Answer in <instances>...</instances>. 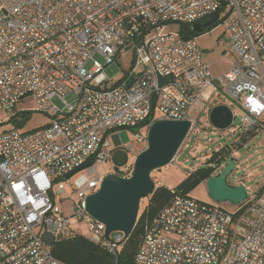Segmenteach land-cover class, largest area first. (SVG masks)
Listing matches in <instances>:
<instances>
[{"label":"built area","instance_id":"2783aa9c","mask_svg":"<svg viewBox=\"0 0 264 264\" xmlns=\"http://www.w3.org/2000/svg\"><path fill=\"white\" fill-rule=\"evenodd\" d=\"M222 1L229 7L224 57L230 66L215 75L195 37L164 28L193 26L212 12L216 23ZM130 47L134 64L109 82L104 67ZM221 95L242 110L243 134L263 126L264 0H0V111L31 98L50 116L36 129L0 135V264H67L41 237L52 234L54 244L72 218L84 220L87 239L116 261L123 233L106 237L105 224L84 207L106 175L98 163L130 175L124 170L134 160L116 169L112 151L132 145L119 135L111 145L109 135L137 128L152 108L154 120H190L191 132L193 113ZM133 137L146 143L145 133ZM134 263L264 264V185L233 212L174 192L146 221Z\"/></svg>","mask_w":264,"mask_h":264},{"label":"rangeland","instance_id":"374dc122","mask_svg":"<svg viewBox=\"0 0 264 264\" xmlns=\"http://www.w3.org/2000/svg\"><path fill=\"white\" fill-rule=\"evenodd\" d=\"M228 12L229 7L226 5L220 11L218 22L195 37L204 59L209 63L215 75L223 73L230 66V62L225 60L223 52L230 45V39L224 33L226 24L229 21L228 18L224 17ZM178 26V23L167 24L164 31L178 33ZM134 54V48L130 47L125 52H122L112 63L104 67L103 72L106 78L109 79V82L116 80L125 71L130 69L134 64ZM95 59L103 62V59L98 55H95ZM137 67L140 68V66ZM73 99V95L66 97L68 102H72ZM217 104L229 106L235 115L233 125L224 130L213 128L208 120L209 110ZM58 105L61 106L62 104L58 103ZM24 111L27 113L23 114ZM198 111L193 113L196 123L174 159L168 165L151 173L155 187L162 186L166 190L173 192L178 185L184 182L189 173L195 171L198 167L210 165L207 161L212 152L224 148V151L229 150L231 152L230 156L234 157L236 161L234 170L227 178L228 184L234 186L243 184L248 194L262 188L264 185V116L261 118L263 126L257 128L252 133L243 134L238 128L240 122L239 115L242 113V110L228 97L223 95L214 96L210 99L209 105L205 109ZM49 120L50 116L44 112L37 111L33 100L27 98L19 101L16 108L11 112L0 111V135L4 130L8 129H18L19 131L36 129L47 124ZM15 123L22 124L16 127ZM146 130L147 126L117 128L109 135V140L111 145H113L112 138L119 135L122 143L132 145V150H128L127 154L130 159L134 160L135 156L145 148L146 143H137L133 137V133L140 131L146 134ZM132 165L133 161L124 172L131 174ZM97 169L105 175L110 173L111 167L107 163H98ZM190 194L199 200L212 202L205 185L196 186ZM147 202V197L140 201L139 211L146 206ZM218 204L230 212L238 208V205L227 201ZM67 206L71 212L72 206ZM88 233V224L84 220L72 218L62 237L80 235L87 238Z\"/></svg>","mask_w":264,"mask_h":264},{"label":"water","instance_id":"95a60500","mask_svg":"<svg viewBox=\"0 0 264 264\" xmlns=\"http://www.w3.org/2000/svg\"><path fill=\"white\" fill-rule=\"evenodd\" d=\"M217 18L218 12H212L204 22H195L192 28L199 33L203 28L214 24ZM208 120L213 128L224 130L232 125V110L225 104H217L209 110ZM190 129L191 121L188 119L154 120L147 129L145 148L134 158L131 174L128 177L106 174L98 190L85 198V210L94 219L105 224L106 237L114 231L122 232L125 239L130 235L138 217L141 199L155 189L151 173L168 165L174 159L188 137ZM87 164L85 162L65 177ZM235 165V159H229L221 166L217 175L207 178L205 187L212 201L216 203L227 201L239 205L245 200L247 195L245 186L243 184L232 186L227 182ZM41 238L47 246L53 245L52 234L44 233Z\"/></svg>","mask_w":264,"mask_h":264},{"label":"trees","instance_id":"16d2710c","mask_svg":"<svg viewBox=\"0 0 264 264\" xmlns=\"http://www.w3.org/2000/svg\"><path fill=\"white\" fill-rule=\"evenodd\" d=\"M225 6L226 3L222 1L219 12ZM209 27H205L201 32L197 33L192 29V26L179 24L178 33L183 38H193L209 29ZM152 120H154L153 108L149 117L137 127L147 126ZM21 124L15 123L16 127L21 126ZM230 153L229 150L224 151V148L215 150L208 158L207 162L210 165L198 167L195 171L189 173L184 182L178 185L173 192L166 190L162 186H157L151 194L145 196L148 198V202L139 211L130 235L121 244L116 261H114V257L108 251L91 243L86 237L80 235L60 237L51 247L52 253L55 257L67 264H135L134 256L143 234L144 223L154 217L165 205L170 203L174 192L190 194L196 186L202 183L205 184L207 178L217 175L220 170V164H225L229 159H234V157L230 156ZM129 160L127 151L119 147L113 149L112 162L116 169L125 165Z\"/></svg>","mask_w":264,"mask_h":264},{"label":"crops","instance_id":"0c3cea01","mask_svg":"<svg viewBox=\"0 0 264 264\" xmlns=\"http://www.w3.org/2000/svg\"><path fill=\"white\" fill-rule=\"evenodd\" d=\"M199 45V44H198ZM225 50V49H224ZM224 50H223V52H224ZM203 59H204V57H203ZM226 60V59H225ZM204 61L206 62V63H208L205 59H204ZM209 64V63H208ZM226 70V69H225ZM224 72V71H223ZM202 186H204L205 184L204 183H202L201 184ZM192 195V194H191Z\"/></svg>","mask_w":264,"mask_h":264}]
</instances>
